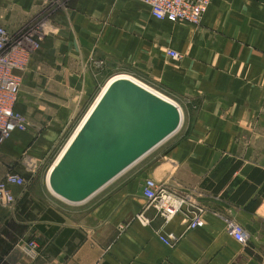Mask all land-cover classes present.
<instances>
[{
	"label": "crops",
	"instance_id": "0c3cea01",
	"mask_svg": "<svg viewBox=\"0 0 264 264\" xmlns=\"http://www.w3.org/2000/svg\"><path fill=\"white\" fill-rule=\"evenodd\" d=\"M0 26L40 38L17 102L27 128L0 142V179L14 171L40 182L0 201L2 264H264V179L249 177L264 170V0H212L198 25L155 19L138 0H0ZM135 71L177 104L181 126L84 203L58 204L51 164L107 81ZM149 177L189 205L166 221L143 195ZM191 204L204 210L202 227H188ZM234 221L246 244L229 234ZM171 233L168 245L160 235ZM30 240L35 258L24 252Z\"/></svg>",
	"mask_w": 264,
	"mask_h": 264
},
{
	"label": "water",
	"instance_id": "95a60500",
	"mask_svg": "<svg viewBox=\"0 0 264 264\" xmlns=\"http://www.w3.org/2000/svg\"><path fill=\"white\" fill-rule=\"evenodd\" d=\"M172 100L127 74L111 77L47 173L60 199L81 204L181 126Z\"/></svg>",
	"mask_w": 264,
	"mask_h": 264
},
{
	"label": "built area",
	"instance_id": "2783aa9c",
	"mask_svg": "<svg viewBox=\"0 0 264 264\" xmlns=\"http://www.w3.org/2000/svg\"><path fill=\"white\" fill-rule=\"evenodd\" d=\"M150 6L151 15L158 20L171 22H186L194 25L201 23L204 14L212 0H138ZM22 36V37H20ZM15 39L7 29L0 26V142L10 137L17 130L27 128V117L17 109L18 97L22 86V73L27 69L30 51L38 49L40 42L30 31L23 33ZM32 47V48H31ZM168 55L173 59H180L182 54L171 48ZM25 178L17 172L9 171L0 180V201L8 204L15 202L12 187L17 185L24 187ZM143 195L150 206L169 221L182 212L189 205L186 196L180 195L164 184L158 183L149 177L143 186ZM194 205L191 216L188 219V227H202L201 206ZM144 224H149L150 219L141 213L138 217ZM229 234L242 244L248 242V234L245 228L238 222L229 224ZM161 240L172 245L177 240L173 233L160 235ZM39 245L31 240L24 245V252L32 258L39 254Z\"/></svg>",
	"mask_w": 264,
	"mask_h": 264
},
{
	"label": "rangeland",
	"instance_id": "374dc122",
	"mask_svg": "<svg viewBox=\"0 0 264 264\" xmlns=\"http://www.w3.org/2000/svg\"><path fill=\"white\" fill-rule=\"evenodd\" d=\"M29 30H24L22 33H20V35H22L23 33H27ZM20 35H17V37H19ZM20 37H22V36H20ZM16 37L15 36H11V39H15ZM37 39V41H39L40 42V38H36ZM135 73H136V75H133L134 77H136L137 79H139V80H141L142 82H144V83H146L147 85H149V86H151L152 88H154V89H156V90H158V91H160V92H162L156 85H154V83H153V81H152V79H151V77L149 76V75H147V74H143V73H141V72H138V71H135ZM163 93V92H162ZM163 94H165V93H163ZM19 96H20V94H19ZM18 99H19V97H18ZM79 118H81V117H78L77 118V120L79 119ZM74 126H72V128H73ZM72 128L71 129H69L67 132H65V134H64V136H63V139H62V143L63 142H66V141H64V140H67V138L70 136V134H71V130H72ZM7 139V138H6ZM173 139V138H172ZM3 142V141H2ZM57 149H59V148H57ZM57 149L54 151V153H51L50 155H49V158H47V160H45V162L43 163V164H41L38 168H37V170H36V172H37V177H40V178H42L43 180H44V173H45V171H46V167L47 166H49V164L51 163V161H52V159L54 158V155H55V153H56V151H57ZM36 177V178H37ZM33 178L34 177H32L31 179L32 180H27L26 178H25V180H26V184H25V187H27V185H29V188L30 187H33V185H37L40 181H38L39 179L37 178V180L36 181H33ZM2 179V178H1ZM0 179V180H1ZM45 182H46V180H45ZM44 182V183H45ZM14 194V193H13ZM54 195V194H53ZM53 199H55V202H57L58 204H60L61 203V205H67L65 202H63L62 200H59L58 198H57V196H55L54 195V197H53ZM8 204V203H7ZM67 207V206H66ZM70 207H74V208H76V206H70ZM66 209H68V208H66ZM31 241V240H30ZM29 242V241H28ZM27 242V243H28ZM0 264H2V262L0 261Z\"/></svg>",
	"mask_w": 264,
	"mask_h": 264
},
{
	"label": "trees",
	"instance_id": "16d2710c",
	"mask_svg": "<svg viewBox=\"0 0 264 264\" xmlns=\"http://www.w3.org/2000/svg\"><path fill=\"white\" fill-rule=\"evenodd\" d=\"M240 164H241V163L238 162V163H236L235 165H233V167L230 169V171H229V173L227 174V176H230V175L236 170V168H238V167L240 166ZM258 172L261 173V176L256 178L255 175H256V173H258ZM249 177H250L252 180H256V181L260 182L261 179H262V180L264 179V170L261 171V169H254L253 172L249 175ZM221 183H222V182H221ZM219 184H220V183H219ZM243 184H244V183H243ZM242 189H244V187L241 188V190H242ZM253 189H255V186H253L251 190H253ZM262 189L264 190V185H263ZM225 195H226V194H225ZM231 198H233V199H237V198H236V194H235L234 196H231Z\"/></svg>",
	"mask_w": 264,
	"mask_h": 264
}]
</instances>
